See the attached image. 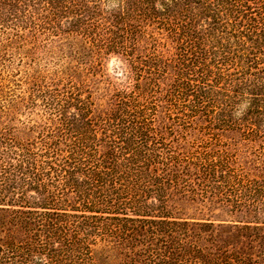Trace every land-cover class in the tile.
Here are the masks:
<instances>
[{"label":"trees","instance_id":"1","mask_svg":"<svg viewBox=\"0 0 264 264\" xmlns=\"http://www.w3.org/2000/svg\"><path fill=\"white\" fill-rule=\"evenodd\" d=\"M0 264H264V0H0Z\"/></svg>","mask_w":264,"mask_h":264},{"label":"rangeland","instance_id":"2","mask_svg":"<svg viewBox=\"0 0 264 264\" xmlns=\"http://www.w3.org/2000/svg\"><path fill=\"white\" fill-rule=\"evenodd\" d=\"M108 71L110 72V74L112 76H115V73L117 71H119L118 68H115V67H119V63L116 61L115 58H112L109 62H108Z\"/></svg>","mask_w":264,"mask_h":264}]
</instances>
